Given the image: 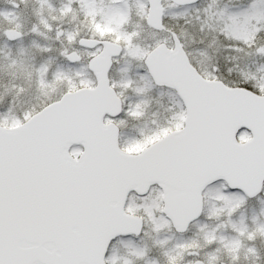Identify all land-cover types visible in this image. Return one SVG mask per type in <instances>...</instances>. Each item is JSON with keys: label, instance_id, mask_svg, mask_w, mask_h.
I'll return each mask as SVG.
<instances>
[{"label": "snow or ice", "instance_id": "obj_1", "mask_svg": "<svg viewBox=\"0 0 264 264\" xmlns=\"http://www.w3.org/2000/svg\"><path fill=\"white\" fill-rule=\"evenodd\" d=\"M10 2L0 264H264V0Z\"/></svg>", "mask_w": 264, "mask_h": 264}, {"label": "rangeland", "instance_id": "obj_2", "mask_svg": "<svg viewBox=\"0 0 264 264\" xmlns=\"http://www.w3.org/2000/svg\"><path fill=\"white\" fill-rule=\"evenodd\" d=\"M6 1L10 2V0H0V3ZM222 3L228 5L229 7L240 6L242 4L240 0H222ZM34 5L35 0H26V2L21 4V7L16 10L19 19L24 23L26 28L31 26V21L34 19L32 16V9L34 8ZM30 40L31 36H25L23 40H19L14 44H5L3 41H0V56H3L4 53L9 51L15 52L19 48L28 45ZM4 95H6L4 82L0 80V97H3ZM29 99L34 100V98ZM20 103H23V100H21Z\"/></svg>", "mask_w": 264, "mask_h": 264}, {"label": "flooded vegetation", "instance_id": "obj_3", "mask_svg": "<svg viewBox=\"0 0 264 264\" xmlns=\"http://www.w3.org/2000/svg\"><path fill=\"white\" fill-rule=\"evenodd\" d=\"M240 2H242V0H240ZM10 3H11V2H9V1H6V2H2V3H0V10L11 8L12 5H11ZM18 41H19V40H18ZM18 41H14V42H10V43H11V44H14L15 42H18Z\"/></svg>", "mask_w": 264, "mask_h": 264}]
</instances>
